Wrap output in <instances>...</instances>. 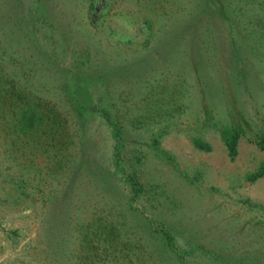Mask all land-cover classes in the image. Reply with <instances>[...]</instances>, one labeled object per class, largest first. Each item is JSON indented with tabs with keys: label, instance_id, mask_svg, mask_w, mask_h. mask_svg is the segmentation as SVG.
Returning <instances> with one entry per match:
<instances>
[{
	"label": "rangeland",
	"instance_id": "374dc122",
	"mask_svg": "<svg viewBox=\"0 0 264 264\" xmlns=\"http://www.w3.org/2000/svg\"><path fill=\"white\" fill-rule=\"evenodd\" d=\"M208 2L0 0L8 90L31 81L61 121L0 124V264H264V47L229 31L264 32V0ZM60 157L89 166L64 225Z\"/></svg>",
	"mask_w": 264,
	"mask_h": 264
},
{
	"label": "trees",
	"instance_id": "16d2710c",
	"mask_svg": "<svg viewBox=\"0 0 264 264\" xmlns=\"http://www.w3.org/2000/svg\"><path fill=\"white\" fill-rule=\"evenodd\" d=\"M230 7L235 8V5L231 4V0H209L208 6H206V10L209 9L210 11L214 12L215 14L222 17L223 19H229V16H230L229 8ZM240 9L241 7L239 6L238 8L239 12H240ZM230 26H232V29L231 30L229 29V31L232 34H234L237 39H241V35H242L241 29L245 28L247 32L253 31L255 34L258 35L256 40H259L261 44H263V47H264V32L259 31V29L257 28L247 29L246 25H243V24L241 27H239V25H236V24L233 25L232 23L230 24ZM236 38L233 40H236ZM241 40L244 43V40L243 39ZM254 46L255 45L252 44V42L247 41L246 47H250L251 50L253 51L255 49ZM260 55L264 56V53L263 54L260 53ZM25 73H27L26 70H24L23 74L20 76L26 78ZM30 75H32L31 77H34L36 75V72L30 71ZM31 77L29 79L32 80ZM23 82L24 84L22 85V88L18 89V88L11 86L10 90H8V73L0 72V124L5 125L4 127L8 128V122L10 121V116L12 114L11 111H15L13 109L19 108V107L20 109H22V111L21 113L15 116V121H16L15 124H17L19 126V129L23 130L24 132H26L27 129L34 128L35 125L38 123L40 124L47 123L48 120H51L50 124L52 127H53V122L54 121L56 122V119L58 122H61L59 121V117L57 116L56 110L49 105L46 106L47 103L42 101L41 98H39L38 93H35L38 91V89L36 90L35 88L29 86V83H32V82L31 81L28 83L25 81ZM72 88H74L73 89L74 91L75 90L84 91L85 89V87H78V86H72ZM33 94L34 95L36 94V96H32ZM68 94L69 96L72 95V91L69 92ZM78 94H79L78 98L82 96L80 92ZM11 95H13L14 97H11ZM76 101H77V104L81 106V108L82 106L84 107V104L80 102V100H76ZM77 115L78 113L76 114V117H75L76 122L78 124H83L82 118L80 116L82 115V113L80 112L79 115L78 116ZM45 126L48 127L49 125L46 124ZM227 131H229V135L228 136L226 135L227 137L223 141L226 145L228 154L230 155V157H233V155L236 152V138L238 136L237 129L231 128V130L229 129ZM256 143L258 144L260 148L264 149V132L261 136L258 137V139H256ZM194 144L200 148H208L207 143L199 139L195 140ZM114 147H115V153L117 155L118 154L117 141L114 143ZM79 161H80L79 159L70 160V165L68 166L67 164H65L62 157H60L58 158V162H57L58 165H56L59 168V171H62V177L64 179H62L63 181H62V186L60 190L61 192L58 198H56L55 202L52 204V206H53V210L55 209L54 216L57 215L59 221L62 222L63 225L65 224V221L71 222L67 219L72 218L71 217L72 215L69 212V208L71 205L70 196L69 194H67L68 190L65 188L63 184H65V182L70 183L72 181V178L76 177V174L79 171L89 170V166L82 167L79 164ZM263 171H264V165L260 166L257 171L253 172L250 175V180H254L256 177L261 175ZM129 178L131 179L134 191H137L138 190L137 182L133 178V175L129 174ZM99 186H101V188H105L104 179H101ZM111 199L109 200L112 201Z\"/></svg>",
	"mask_w": 264,
	"mask_h": 264
}]
</instances>
